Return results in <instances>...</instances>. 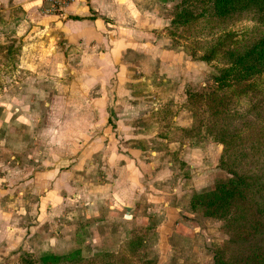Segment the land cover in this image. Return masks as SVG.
<instances>
[{"label": "crops", "instance_id": "1", "mask_svg": "<svg viewBox=\"0 0 264 264\" xmlns=\"http://www.w3.org/2000/svg\"><path fill=\"white\" fill-rule=\"evenodd\" d=\"M176 2L75 0L66 18H62L44 14L40 0H0V15L14 21L15 35L23 41L18 70L46 76L67 72L83 74L87 80L95 74L108 80L107 76L112 74L117 79L112 93L121 98L117 102V97L113 99L104 93L103 98L96 99L88 86L84 103L89 107L90 118L94 119L96 103L104 118H108L109 103L119 105L120 112L115 114L118 128L107 130L106 134H96L94 129L84 132L86 143H74L69 157L52 159L44 151L36 167L21 165L19 160L12 165V172L7 175L8 187L0 189V264H10L7 258L20 251L39 254L50 248L55 254H65L67 249L72 250L77 245L72 241L78 240L77 217L83 216L78 207L97 199L104 202L105 208L103 204L91 206L87 214L92 219H98L107 206V218L122 213L133 226L150 228L160 213L164 218L155 230L164 245L162 249L184 248L194 255L204 250L202 246L206 245L199 238L202 228L195 218L198 214L190 212L185 203L193 198V192L204 191L203 184L209 183L212 166H208L206 153H201L195 138L196 144H189L192 138L183 135L185 132L183 137H177L171 130L158 131L157 122L166 120L169 110L164 99L168 93L162 92L163 82L172 84L171 93L182 114L181 108L190 104L191 93H187L190 87L215 79L218 68L209 63L211 60H196L193 46L171 32L175 17L171 7ZM149 113L157 121L154 127H139L140 118ZM189 126L183 124L181 128L188 132ZM66 132L72 137L79 136L72 129ZM169 137L172 140L168 147L178 144L182 138L187 142L184 141L180 159L189 172L183 178L170 170V165H175L174 158L169 165L160 149L153 148L152 142ZM99 153L105 154L104 163L115 162L107 153L118 159L114 169L117 176L104 167L105 174L95 183L91 175L100 161ZM195 154L199 155L197 159ZM174 177L178 183L171 185L168 179ZM7 191L12 194L5 206L3 198ZM185 195L190 197L186 199ZM31 215L34 219L29 221ZM46 230L49 233L42 246L43 238L34 244V233ZM98 238L101 242L102 238ZM104 240L107 241L106 237Z\"/></svg>", "mask_w": 264, "mask_h": 264}, {"label": "rangeland", "instance_id": "2", "mask_svg": "<svg viewBox=\"0 0 264 264\" xmlns=\"http://www.w3.org/2000/svg\"><path fill=\"white\" fill-rule=\"evenodd\" d=\"M185 8L188 11L199 12L202 4L189 3ZM171 10L175 12V7H171ZM171 32L193 46L192 54L196 60L203 57L205 59L211 49L216 46L209 63L218 68L216 75L218 76L225 67L224 53L227 50H243L248 47L264 33V25H257L252 20V16L245 13L231 17L226 23L209 17L193 19L186 25L174 27ZM18 39L15 35L14 21H8L5 16L0 15V103H4V105L0 104V189L8 187L7 175L12 172L10 168L14 163H18V160L21 165L36 167L45 152L46 157L52 159L71 156L73 153L70 147L74 143H86L87 137L84 132L88 133L93 129L96 134L102 132L106 134L107 130L115 131L118 128L115 114L120 112L121 107L112 106L109 103L106 110L108 118H104L96 103L94 119H91L88 112L89 107L84 103L88 97V86L93 89L92 92L96 99L103 98L106 93L110 94L109 96L113 99L117 97V102H120L121 98L112 93L114 87L117 86L116 77L109 74L108 80H105L101 74H95L94 78L87 80L86 75L83 74L74 75L67 72L51 73L46 76V74L26 72L23 69L18 70V66H21L22 48ZM218 41L219 44L216 45ZM4 46L12 47L10 61ZM162 85L164 95L168 93L164 96L165 102L169 105L166 120L157 122L149 113L140 118L139 127L142 125L153 128V123L157 122L158 131L171 130L177 137L187 134L192 138L188 141L189 144H196L197 141V145L202 148L201 153H206L205 161L207 160L209 167L212 166L209 183L203 184L202 193L193 192L191 194V197L198 195L201 198L194 207L191 204L193 198L187 202L189 204L185 203L190 212L198 214L195 218L198 219L199 226L202 228L199 231V238L206 247L203 245L204 250L196 255L190 254L184 248L165 247L162 249L164 245L160 242L159 234L155 230L164 218L160 213L153 219L154 225L150 228L133 226V223L123 218L122 213L107 218V206L98 219H92L87 214L91 206L96 208L103 204L102 207L105 208L104 202L97 199V201L92 200L78 207L83 216L77 217L78 240L72 241L77 245L72 250L67 249V253L58 255H69L79 251V256L76 258L78 264H220L216 261L217 252L220 251L226 253L225 262L245 263V260L241 262L240 258H237L242 256L240 254L241 245L228 243V239L234 233L230 226L233 211L227 220L211 218L204 215L203 202H205V196L212 197L215 191V184L210 185V182L216 183L233 178L243 177L249 184L245 187L238 183L242 197L237 202L246 208L248 214L255 211V196L264 193V189H259L258 185H254L257 176L264 172V162L257 161L264 159V153H256L254 163L251 162V156L254 155L255 150H252L251 156L250 154L240 156L238 160L242 163H236L233 166L236 154L242 151L249 152V149L253 147V149L264 152V74L247 81L231 82L229 85H220L213 78V80H206L203 84L198 83L190 87L191 91L187 92L191 93L190 104L185 106V109L181 108L183 115L178 111L180 108L175 102L176 97L171 93L172 84L163 82ZM166 123L167 128H165ZM183 124H190L188 132L181 128ZM70 129L76 131L79 136H70L66 132ZM182 132L185 133L182 135ZM11 133L14 134L10 136ZM108 135L112 134L108 133ZM171 137L163 138L156 143L152 142V145L153 148L160 149L162 158L166 156L165 159L169 165L171 158H174L175 165L171 164L170 170L178 172L177 177L183 178L186 172H189L184 163L182 164L184 161L180 159L183 158L181 151L187 142L182 138L178 144L168 147L167 145L172 140ZM193 138L196 141H193ZM119 140L122 145L124 138ZM256 140L258 141L255 142ZM170 149L176 152L172 154ZM97 156L100 161L96 162L91 175L93 182L101 180L99 176L103 177L106 172L104 167L109 168L117 176L115 172L117 170L114 169L118 164V159L107 153V156L115 162L104 163L102 160L105 154L99 153ZM249 156V159L245 158ZM198 157L199 155H194V159ZM177 177L168 179V182L172 181L171 185L178 183ZM10 194L12 192L4 193L3 204L5 206H7ZM188 197L190 195H185L184 198ZM16 213L20 215L19 211ZM33 219L31 215L29 221ZM253 229L257 231L258 226ZM48 233L49 230L34 233L33 243L36 244L39 238H43L40 242L42 246ZM98 237L102 238L101 242ZM104 237H106V242ZM131 241L135 244L129 248L128 244ZM101 243L104 244L101 245ZM53 252L54 250L50 248H45L39 254L20 251L16 256L7 259L11 262L10 264L18 262L37 264L39 257L55 254Z\"/></svg>", "mask_w": 264, "mask_h": 264}, {"label": "trees", "instance_id": "3", "mask_svg": "<svg viewBox=\"0 0 264 264\" xmlns=\"http://www.w3.org/2000/svg\"><path fill=\"white\" fill-rule=\"evenodd\" d=\"M195 2L202 4L199 12L186 10L185 7L187 4H195ZM195 2L194 0H180L177 2L171 31L174 27L186 25L197 18L209 17L216 21L226 23L231 17L245 13L250 14L252 20L257 25H264V0H195ZM18 40L22 45L23 41L21 39ZM217 44H219V41ZM215 47L211 49L205 60L209 61L213 58ZM4 48L10 61L12 59V47L4 46ZM224 60H226V63H224L225 67L222 69V73L215 76L216 82L220 85L247 81L257 75L264 74V33L243 50H227L224 53ZM252 150H255V153L251 156ZM256 153L262 154L264 152L251 147L249 152L242 151L236 154L233 166L236 163H242L238 160L240 156L244 157L248 154L252 157L251 162L253 161L255 163ZM250 156L245 158L249 159ZM257 161L263 163L264 159ZM238 183L240 186H249L243 177L216 182L212 197L205 196L203 213L205 216L211 218H223L227 220L231 211H233L230 218V226L234 233L233 235L230 234L228 243H238L241 245L240 254L242 256L237 258H240L241 262L245 260L244 264H264V193L255 196V211L254 213L248 214L246 208L242 204L237 203L242 197L241 188H239ZM254 185H258L257 187L259 189H264V172L257 176V181ZM200 199V196H194L192 199L193 203H191L192 206L194 207ZM256 226H258L257 231L253 229ZM132 244H135V242L131 241L128 247H133ZM78 256L79 251H75L69 255L48 254L39 257L37 264H78L79 262L76 260ZM217 256L216 261L220 264H239L238 262H225V252L218 251Z\"/></svg>", "mask_w": 264, "mask_h": 264}, {"label": "built area", "instance_id": "4", "mask_svg": "<svg viewBox=\"0 0 264 264\" xmlns=\"http://www.w3.org/2000/svg\"><path fill=\"white\" fill-rule=\"evenodd\" d=\"M74 1L75 0H40V9L44 14L57 15L65 18L68 8Z\"/></svg>", "mask_w": 264, "mask_h": 264}]
</instances>
